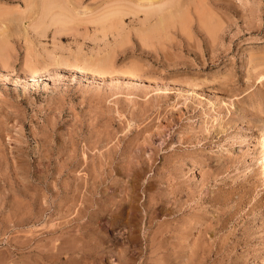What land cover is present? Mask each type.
<instances>
[{
    "label": "rangeland",
    "instance_id": "obj_1",
    "mask_svg": "<svg viewBox=\"0 0 264 264\" xmlns=\"http://www.w3.org/2000/svg\"><path fill=\"white\" fill-rule=\"evenodd\" d=\"M60 1L0 0V264H264V0Z\"/></svg>",
    "mask_w": 264,
    "mask_h": 264
},
{
    "label": "bare ground",
    "instance_id": "obj_2",
    "mask_svg": "<svg viewBox=\"0 0 264 264\" xmlns=\"http://www.w3.org/2000/svg\"><path fill=\"white\" fill-rule=\"evenodd\" d=\"M53 1H54V0H50V1H49V0H46V1H43V0H42L41 6H42V4H45V2H47V4H45V5L42 6V8H45V7H46L45 9L49 11V9H51L52 5L54 6V4L57 6V8H60V7H59V6H60V3H59V2H61V1L58 0V1L56 2V0H55V1H54L55 3H54ZM171 3H173V1H172ZM50 4H52V5H50ZM58 4H59V6H58ZM46 5H47V6H46ZM62 5H63V4H62ZM44 6H45V7H44ZM171 6H172L171 9H174V8H173V7H174L173 4H171ZM53 8H56V7L54 6ZM61 8H63V7L61 6ZM61 8L59 9V11H60L61 14H57V17H56V15H54L55 17L53 16L52 20H53L54 22H60V23H61V21H64V22H65V20H68V19L70 18V17H67V16H66V14H67L68 11H65V10H66L65 5H64L65 10H61ZM45 9H44V12L46 11ZM63 11H64V13H63ZM117 11L120 12L121 9H115V10H113V12H117ZM49 12H50V11H49ZM45 13L47 14V11H46ZM65 13H66V14H65ZM58 15L60 16L59 19H58ZM67 15H68V14H67ZM161 16H163V15H161ZM163 17H164V16H163ZM163 17H160V18H161V21L165 20ZM160 18H159V19H160ZM162 19H163V20H162ZM161 21L159 20L158 23H160ZM163 22H164V21H163ZM163 22H161L162 24H161V23L159 24L161 27H162V25H163ZM159 25H158V26H156V25L154 26V30H155V31L158 30V29L160 28ZM156 27H158V29H156ZM151 29L153 30V27H152ZM151 29L149 30L150 32H151ZM154 30H153V31H154ZM153 31H152V32H153Z\"/></svg>",
    "mask_w": 264,
    "mask_h": 264
}]
</instances>
